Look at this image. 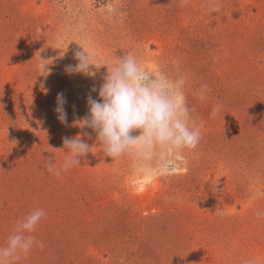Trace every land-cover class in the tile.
I'll use <instances>...</instances> for the list:
<instances>
[{
    "label": "rangeland",
    "instance_id": "obj_1",
    "mask_svg": "<svg viewBox=\"0 0 264 264\" xmlns=\"http://www.w3.org/2000/svg\"><path fill=\"white\" fill-rule=\"evenodd\" d=\"M78 43L97 63L129 52L174 74L178 62L201 139L177 171L112 160L74 124L107 73L66 72ZM77 134L91 152L48 173ZM37 208L43 247L17 264H264V0H0V246Z\"/></svg>",
    "mask_w": 264,
    "mask_h": 264
},
{
    "label": "clouds",
    "instance_id": "obj_2",
    "mask_svg": "<svg viewBox=\"0 0 264 264\" xmlns=\"http://www.w3.org/2000/svg\"><path fill=\"white\" fill-rule=\"evenodd\" d=\"M190 0H180L181 5ZM212 11H219L213 8ZM82 50L74 52L79 62L66 66L69 74L91 73V67L105 66L107 73L99 87V100L89 96V111L82 119L74 121L81 128H90L96 133L104 156L112 160L128 156L134 167L151 175L171 174L178 170L185 149H193L201 139V126L193 115L185 98L187 76L180 71L178 62L173 61L175 73L169 74L163 69L147 68L135 54L126 52L115 61L104 59L97 63L98 53L80 43ZM92 91H97L95 86ZM210 91L207 85L197 90L201 100L207 98ZM66 99L57 95L58 120L67 124ZM220 106L213 107L215 115ZM137 132V135H133ZM83 135H88L84 133ZM92 146L86 143L80 134L63 139V149L67 153L59 168L53 160L44 162L47 172L57 177L62 172L80 165V157L91 152ZM154 161V166L148 162ZM43 209L37 208L20 220L9 235L5 245L0 246V264H17L31 251L34 245L43 247V243L32 235L42 218ZM264 213H257V217ZM246 264H257L255 258Z\"/></svg>",
    "mask_w": 264,
    "mask_h": 264
}]
</instances>
